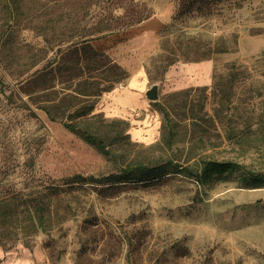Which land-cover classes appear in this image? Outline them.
<instances>
[{"label":"rangeland","instance_id":"374dc122","mask_svg":"<svg viewBox=\"0 0 264 264\" xmlns=\"http://www.w3.org/2000/svg\"><path fill=\"white\" fill-rule=\"evenodd\" d=\"M6 1L0 0V53L10 48L24 58L44 38L55 49L87 35L129 75L141 74L143 98L158 86V100L145 98L143 108L120 115L106 111L107 94L99 97L96 112L128 123L108 159L34 105L27 109L5 78L0 200L36 196L67 176L98 177L132 161L153 168L191 159L186 165L195 175L177 168L139 183L98 187L82 214L27 243H0V264H264V0H19L21 9L12 14ZM192 4L197 10L184 13ZM219 37L233 49L199 62L179 58L180 44ZM204 62L211 65L208 85L205 70L196 67ZM189 89V98L207 96L214 127L202 142L189 143L177 114L181 137L169 148L161 140L158 104ZM208 159L238 167L198 173Z\"/></svg>","mask_w":264,"mask_h":264},{"label":"trees","instance_id":"16d2710c","mask_svg":"<svg viewBox=\"0 0 264 264\" xmlns=\"http://www.w3.org/2000/svg\"><path fill=\"white\" fill-rule=\"evenodd\" d=\"M6 3L11 14L22 6L19 0H7ZM191 10L196 11L197 8H193V4L183 8L184 13ZM86 36H80L77 41L65 40L55 49L49 47L50 39L44 38L42 46L24 58L10 48L5 50L4 41L5 51L0 53V65L5 76L0 78V84L5 78L13 81L21 100L26 98L23 104L27 109L34 105L48 120L61 124L109 159L113 157L109 147L119 142L127 131L128 123L118 119L108 121L102 113L95 111L96 104L101 95L124 85L129 73L111 57L93 48L92 39ZM232 44L222 37L203 43L180 44L179 58L185 62L203 61L232 50ZM173 62V59L167 62V66ZM191 90L174 92L158 104L163 116L161 140L169 148L181 137L177 114L183 122L181 128L186 130L182 137L188 134L189 143L202 142L214 127L212 117L205 111L207 96L199 93L196 100L189 98ZM14 95L15 91H11L7 99H13ZM189 161L191 159L180 162L173 158L153 168L145 162L132 161L113 173L98 177L67 176L57 186L36 191V196L20 193L6 197L0 200V243L4 246L8 242L10 246L17 242L27 243L37 233L52 231L82 214L92 194L90 191L98 187L99 192L108 185L139 183L177 168L190 176L195 175L193 168L186 165ZM200 165L198 173L202 175L213 167H238L231 161L218 163L211 159L202 160Z\"/></svg>","mask_w":264,"mask_h":264},{"label":"crops","instance_id":"0c3cea01","mask_svg":"<svg viewBox=\"0 0 264 264\" xmlns=\"http://www.w3.org/2000/svg\"><path fill=\"white\" fill-rule=\"evenodd\" d=\"M197 70H205L203 74V85H208L211 80V65L209 63L197 65ZM203 73V72H202ZM145 82L139 72L131 73L127 78L125 84L116 87L107 93V108L108 113L124 115L130 110L143 108L147 103L142 96V89ZM144 93V92H143Z\"/></svg>","mask_w":264,"mask_h":264},{"label":"water","instance_id":"95a60500","mask_svg":"<svg viewBox=\"0 0 264 264\" xmlns=\"http://www.w3.org/2000/svg\"><path fill=\"white\" fill-rule=\"evenodd\" d=\"M145 98L149 99L150 101H157L158 100V86L154 85L150 89L145 91Z\"/></svg>","mask_w":264,"mask_h":264}]
</instances>
